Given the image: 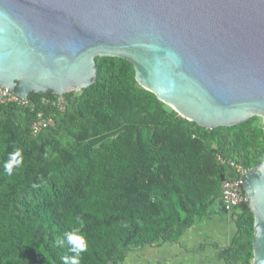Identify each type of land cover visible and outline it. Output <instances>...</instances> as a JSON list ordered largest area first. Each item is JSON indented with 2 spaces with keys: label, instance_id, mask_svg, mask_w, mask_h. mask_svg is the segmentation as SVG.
I'll list each match as a JSON object with an SVG mask.
<instances>
[{
  "label": "trees",
  "instance_id": "trees-1",
  "mask_svg": "<svg viewBox=\"0 0 264 264\" xmlns=\"http://www.w3.org/2000/svg\"><path fill=\"white\" fill-rule=\"evenodd\" d=\"M96 68L91 86L62 95L63 111L41 102L54 94L0 105V264H64L72 253L58 238L77 229L87 244L80 264H120L146 246L177 244L191 227L226 216L229 162L250 170L263 161L257 116L207 129L140 87L126 59L97 57ZM38 113L53 124L33 135ZM17 149L22 165L8 175ZM227 215L234 231L224 262L251 264L247 202Z\"/></svg>",
  "mask_w": 264,
  "mask_h": 264
},
{
  "label": "water",
  "instance_id": "water-1",
  "mask_svg": "<svg viewBox=\"0 0 264 264\" xmlns=\"http://www.w3.org/2000/svg\"><path fill=\"white\" fill-rule=\"evenodd\" d=\"M118 57L179 116L213 129L258 115L264 131V0H0V87L20 99L79 92ZM264 264V157L244 183Z\"/></svg>",
  "mask_w": 264,
  "mask_h": 264
},
{
  "label": "rangeland",
  "instance_id": "rangeland-1",
  "mask_svg": "<svg viewBox=\"0 0 264 264\" xmlns=\"http://www.w3.org/2000/svg\"><path fill=\"white\" fill-rule=\"evenodd\" d=\"M63 100L64 107L60 109L61 111L65 109L66 104L64 97ZM254 116H257V124L262 126V117ZM225 214L224 217L212 216L205 225L186 230L179 243L165 244L164 250L157 249L166 253L162 261L156 259L151 251L150 255H145L144 251L140 250L129 253L120 264H225L224 256L228 252L234 231V223L230 220L229 214Z\"/></svg>",
  "mask_w": 264,
  "mask_h": 264
},
{
  "label": "built area",
  "instance_id": "built-area-1",
  "mask_svg": "<svg viewBox=\"0 0 264 264\" xmlns=\"http://www.w3.org/2000/svg\"><path fill=\"white\" fill-rule=\"evenodd\" d=\"M28 102V99H20L13 91L0 87V105L17 103L26 107L30 106ZM41 102L44 104H51L59 110L64 107L62 95H57L55 99H47L44 97L41 99ZM37 117V120L32 125L33 135H37L39 132L52 126L53 124L52 119L44 117L42 113H38ZM229 165L233 171L234 178L223 180L220 191V200L227 213L235 211L239 205L247 202V198L244 193V183L245 177L249 171L233 161L229 162Z\"/></svg>",
  "mask_w": 264,
  "mask_h": 264
},
{
  "label": "clouds",
  "instance_id": "clouds-1",
  "mask_svg": "<svg viewBox=\"0 0 264 264\" xmlns=\"http://www.w3.org/2000/svg\"><path fill=\"white\" fill-rule=\"evenodd\" d=\"M23 156L19 149L9 154L8 161L4 165L5 172L12 175L14 167L22 165ZM82 226V221L80 222ZM59 244H66L69 247L71 256H65L64 264H80L81 254L86 251L87 244L85 238L79 234V230L64 232L62 237L58 238Z\"/></svg>",
  "mask_w": 264,
  "mask_h": 264
},
{
  "label": "crops",
  "instance_id": "crops-1",
  "mask_svg": "<svg viewBox=\"0 0 264 264\" xmlns=\"http://www.w3.org/2000/svg\"><path fill=\"white\" fill-rule=\"evenodd\" d=\"M220 208H222L221 207V205H220ZM205 225V224H204ZM192 228V227H191ZM193 228H198V226H194ZM192 231H193V229H192ZM181 239H183V238H181ZM182 241V240H181ZM164 246H166V245H164ZM164 246H161V247H148V246H146V247H144L143 249H142V252L144 251V254L145 255H150V251H151V254L153 253V254H155V256H156V259H158L159 261H162L161 259L162 258H164L165 257V255H166V253H162V251H157V249H166ZM137 252H140V250L139 251H137ZM169 255H167V258L169 259V257H168ZM160 257V258H159Z\"/></svg>",
  "mask_w": 264,
  "mask_h": 264
}]
</instances>
